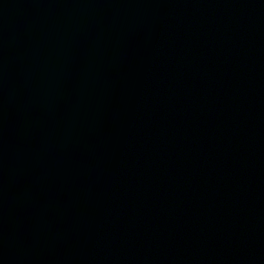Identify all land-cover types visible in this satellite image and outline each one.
Segmentation results:
<instances>
[{"label":"water","instance_id":"1","mask_svg":"<svg viewBox=\"0 0 264 264\" xmlns=\"http://www.w3.org/2000/svg\"><path fill=\"white\" fill-rule=\"evenodd\" d=\"M0 264H264V0H0Z\"/></svg>","mask_w":264,"mask_h":264}]
</instances>
